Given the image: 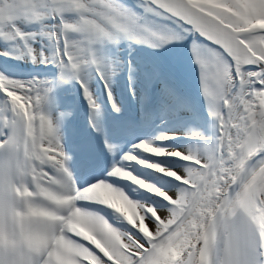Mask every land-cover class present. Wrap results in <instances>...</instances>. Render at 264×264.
Masks as SVG:
<instances>
[{"label":"snow or ice","instance_id":"snow-or-ice-1","mask_svg":"<svg viewBox=\"0 0 264 264\" xmlns=\"http://www.w3.org/2000/svg\"><path fill=\"white\" fill-rule=\"evenodd\" d=\"M189 37L213 134L190 132L186 149L141 140L78 183L56 88L80 85L97 130L91 74L121 110L100 50ZM0 57L58 72L0 69V264H264V0H0ZM94 164L85 147L81 167Z\"/></svg>","mask_w":264,"mask_h":264},{"label":"rangeland","instance_id":"rangeland-1","mask_svg":"<svg viewBox=\"0 0 264 264\" xmlns=\"http://www.w3.org/2000/svg\"><path fill=\"white\" fill-rule=\"evenodd\" d=\"M135 0H126L124 3L128 5H134ZM152 23L156 27H163L164 21L153 20ZM190 43L184 45V42L190 40ZM127 39H121L116 45H107L100 50V55L102 58L110 60L113 66V74L111 76V85H116L119 92L123 95V88L120 79V74L122 71V50L124 43ZM133 43V55L137 58L135 64H132L133 69L135 70V65L142 66L145 71L149 72L150 76H153L154 73L160 72L165 78H174L183 89L186 90L188 97L193 102L194 109H198L201 111V121L196 125L197 129L194 132H199L206 135H212L214 131V120L210 116L207 110V102L201 92V84L199 79V67L197 63H195L193 58V48L194 43L195 45H199L201 42L196 40L194 37H189L184 39L180 43H169L164 47L155 49L152 47H148L142 43L132 42ZM0 61L4 63H8L15 68V71L23 73V75L15 76L17 78L28 77L24 76L25 70L27 69L28 65L26 60L18 61V60H9L0 57ZM36 67L47 68L50 69L51 66H45L43 64L35 65ZM3 69L4 66L2 67ZM0 68V69H2ZM7 70V69H5ZM27 71V70H26ZM32 73L29 74L31 76H39L36 72L31 71ZM49 74L48 71H44L41 73L42 77L47 76ZM8 74L12 75L11 72ZM28 75V74H27ZM91 83L94 81L93 76L91 74V78L89 80ZM69 83V82H68ZM68 95V94H67ZM195 104V105H194ZM57 105L59 106L60 103ZM58 109V110H57ZM62 108H56L55 114L60 115L61 113L66 112ZM167 132V131H161ZM145 139V138H144ZM139 139V140H144ZM193 146L199 144L197 141H193ZM176 146V145H175ZM183 146V145H181ZM180 147V146H176ZM172 163V162H170ZM169 164V162L167 163Z\"/></svg>","mask_w":264,"mask_h":264},{"label":"bare ground","instance_id":"bare-ground-1","mask_svg":"<svg viewBox=\"0 0 264 264\" xmlns=\"http://www.w3.org/2000/svg\"><path fill=\"white\" fill-rule=\"evenodd\" d=\"M9 72V71H8ZM26 72V74H24V76L26 75V76H28V77H23L22 79H31V78H33V77H36V78H38L37 76H33V74L31 75V76H29V74H31L32 72H27V71H25ZM10 73V72H9ZM12 73V72H11ZM28 74V75H27ZM47 74V76L46 77H44V75H43V77H42V75H41V73H37V75L39 76V78H53V77H55L54 75H51L50 73L48 74V73H46ZM23 75V74H22ZM133 78H134V81H133V87L135 88V90H136V93L137 92H141V91H143L145 88H146V86H148V84L151 82V78H150V75H149V72L146 70L145 71V69L142 67V66H140V65H135V70H134V76H133ZM150 80V81H149ZM64 85L65 86H68V84L67 83H64ZM95 83L94 82H90L89 81V87L91 88V91H92V93H93V95L95 96V94H97L98 93V90L95 88ZM178 87V86H177ZM111 88H112V90H113V95H114V97H115V99H116V101H117V99H120V100H122L123 99V101H125V98H124V95H122L120 92H119V90H118V88H117V86L116 85H111ZM179 88V87H178ZM182 93H184L185 94V96H186V105H193V102H192V100L188 97V94H187V92H186V90L184 89V90H182L181 91ZM106 96H107V94H106ZM96 98V97H95ZM107 99H108V97H107ZM57 103H58V99H55V108H54V113H55V110H56V108L57 107H59L58 105H57ZM195 105V104H194ZM131 106V105H130ZM83 108L87 111V112H89V106H88V104L86 103V101H85V99L83 98ZM132 108H134V110L136 109V107H135V105L134 104H132ZM60 109V108H59ZM58 110V109H57ZM66 117V116H65ZM64 118V117H63ZM157 120V119H156ZM167 119H163V120H161V122H164V121H166ZM195 124H196V120H187L186 122H184L182 125H180V127H176V128H174L173 130H171V131H167V132H162V134H171V135H175L176 137H178V138H181V139H184V141H185V139H186V141L184 142L183 141V143L182 142H180V143H173V141H168V142H164L163 144H160L159 146H161V147H165V148H168V147H176V146H180V147H176V148H181V149H186L187 147H189L190 145H192L193 146V144H195V143H193V141H189V140H187L188 138H187V136H188V134L190 133V132H194V130L195 129H197V127L195 126ZM62 126V125H61ZM141 127H142V125H140ZM119 127H122V123H119ZM159 130V129H158ZM141 131V130H140ZM156 130H154L153 132H150V133H146L145 134V139L144 140H150V141H154V142H156V143H158L159 144V141H158V137L160 136V135H162L159 131H156ZM196 131V130H195ZM139 141H141V140H138V141H135V142H133V144H135V143H138ZM82 142H83V145H82V148L83 149H85V147L87 148V150H88V152L89 151H92V149L90 148V146L92 147V144L91 143H89V140H88V138H87V136L86 135H84V136H82ZM132 144V145H133ZM176 145V146H175ZM181 145H183V146H181ZM93 149H94V151H96V149L93 147ZM130 151H132V147H131V149L129 150V151H124V152H122L121 153V156L120 157H118L117 158V161H119L120 160V158L126 153V152H130ZM113 159H115L114 157H112V156H106V157H104L103 158V161L104 162H106V164H110V167H111V162H112V160ZM151 159H159L162 163H164V164H167L168 162L170 163V162H172L170 159H168V158H151ZM177 166H179V165H177ZM153 175H155V174H153Z\"/></svg>","mask_w":264,"mask_h":264},{"label":"water","instance_id":"water-1","mask_svg":"<svg viewBox=\"0 0 264 264\" xmlns=\"http://www.w3.org/2000/svg\"><path fill=\"white\" fill-rule=\"evenodd\" d=\"M124 1H126V0H124Z\"/></svg>","mask_w":264,"mask_h":264}]
</instances>
